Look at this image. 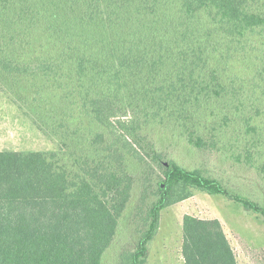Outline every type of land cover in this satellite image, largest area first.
I'll return each instance as SVG.
<instances>
[{"label":"trees","instance_id":"obj_1","mask_svg":"<svg viewBox=\"0 0 264 264\" xmlns=\"http://www.w3.org/2000/svg\"><path fill=\"white\" fill-rule=\"evenodd\" d=\"M0 89L58 145L0 151V264H102L132 198L125 264L195 190L264 216V0H0ZM182 226L185 264H238Z\"/></svg>","mask_w":264,"mask_h":264},{"label":"rangeland","instance_id":"obj_2","mask_svg":"<svg viewBox=\"0 0 264 264\" xmlns=\"http://www.w3.org/2000/svg\"><path fill=\"white\" fill-rule=\"evenodd\" d=\"M57 149V143L40 131L31 118L22 113L17 104L0 89V151L50 152ZM204 152L205 158L209 160L207 163L209 167L218 171L215 163L218 162V155L206 150ZM189 154L195 155V152L183 148L181 156L189 158ZM191 163L193 165L194 161ZM188 167L194 166L189 164ZM226 169L227 176L234 174L242 177L243 174H247L239 167ZM241 180L239 178V185ZM262 187L264 188V185ZM230 189L232 190L231 187ZM234 191L244 197H251L244 192L241 193L238 187H234ZM261 199H264V193ZM132 201L133 198L120 219L117 236L105 252L102 264H125V257L122 256V254L125 256V248L131 246L133 249L135 246V242L131 241L136 240L133 233H137L142 216L133 217L128 214ZM261 203L264 205V201ZM186 214L205 219H219L237 254L238 264H264V216L246 210L241 203L226 196L208 194L200 190H195L191 198L161 211L159 229L149 243L146 264H185L181 249L182 223Z\"/></svg>","mask_w":264,"mask_h":264}]
</instances>
